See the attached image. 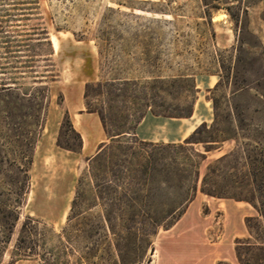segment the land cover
Instances as JSON below:
<instances>
[{
  "label": "trees",
  "instance_id": "1",
  "mask_svg": "<svg viewBox=\"0 0 264 264\" xmlns=\"http://www.w3.org/2000/svg\"><path fill=\"white\" fill-rule=\"evenodd\" d=\"M166 1L125 0L118 5L130 12L108 7L102 15L95 34L99 80L86 83L84 102L109 142L86 159L61 230L27 216L9 264H152L160 231L182 219L199 184L205 196L256 211L244 219L247 236L235 239L234 252L238 264H264V43L251 31L246 0H195L192 8ZM220 12L235 33L226 50L217 44ZM55 55L42 0H0V264L30 193L51 85L60 78ZM201 75L218 77L208 91L212 123L179 144L139 139L136 129L148 113L193 116ZM226 142L234 148L201 179L209 154ZM56 144L75 154L83 148L68 111Z\"/></svg>",
  "mask_w": 264,
  "mask_h": 264
},
{
  "label": "rangeland",
  "instance_id": "2",
  "mask_svg": "<svg viewBox=\"0 0 264 264\" xmlns=\"http://www.w3.org/2000/svg\"><path fill=\"white\" fill-rule=\"evenodd\" d=\"M121 1L125 0H42L43 12L51 32V38L54 36L58 39V48L55 49V61L60 71V78L51 85L50 107L46 130L43 133L45 143L44 146H41L40 143V148L36 152L31 170L30 193L26 203L21 208V219L16 226L12 243L2 264H9L12 247L27 216L42 219L57 231H60L65 225L74 197L77 179L86 167V159L57 146L59 128L66 108L69 106L76 107L82 101L84 83L91 79L95 80L100 75L99 56L95 42L96 30L102 15L108 7L121 8V10L127 12L131 11L127 7L119 6L118 3ZM153 1L167 3L166 0ZM194 2L195 0H175L171 4V8H178L182 4H187L188 8H192L195 6ZM246 4L249 6L251 31L264 43V20L262 19L264 16V0H246ZM146 7L151 6L146 5ZM136 13L151 17L147 13L139 11H136ZM189 20L192 22L191 19ZM214 22L217 23L218 47L222 50L231 48L235 41V33L229 16L224 12H220L215 16ZM53 23L65 28L66 31L57 33ZM80 38L83 41H79ZM197 48V46H194L192 50L194 54H198ZM204 62L208 64V60H204ZM197 79V86L202 85L198 93L197 115L210 114L212 112V102H209L211 94L208 92V87L215 81L218 82V77L211 79L208 75H201ZM61 97L64 99L62 104ZM43 135L40 137V141ZM216 157L217 154L214 152L209 154L207 161L203 163L200 169L201 179L204 177L208 165ZM198 192L200 196L196 197L182 219L168 233L160 231L156 238L155 248L159 250L161 247L163 255L168 247L179 248L180 245L186 243L198 248L206 261L212 259L217 252L224 255L233 252L234 242L232 248L230 237L232 231L238 227L240 211L236 208H230L229 213L232 218L229 229L223 237L221 247L215 248L210 244L209 239L215 242L217 241L216 235L221 233L222 223L219 219L221 213L219 211L214 212L216 216L213 229L209 234H206L205 228L209 222L205 219V216L210 214L211 211L209 205L203 203L204 195L200 191V184ZM152 260H154V255ZM17 264L35 263L21 261Z\"/></svg>",
  "mask_w": 264,
  "mask_h": 264
},
{
  "label": "crops",
  "instance_id": "3",
  "mask_svg": "<svg viewBox=\"0 0 264 264\" xmlns=\"http://www.w3.org/2000/svg\"><path fill=\"white\" fill-rule=\"evenodd\" d=\"M210 78L213 79L217 77L210 76ZM98 80H99V76L95 80L91 79L85 82L84 85H86V83L95 82ZM216 83L217 81H215L212 85H209L208 90L212 89L216 85ZM201 87L202 85H198L199 90L201 89ZM196 106H197V102L195 105L193 116L186 119L156 117L151 113H148L136 129L137 137L143 141L153 142V143H164V144L183 143L202 123L211 124L214 119L213 105H212V112L210 114L207 113L205 115L202 114L197 115ZM66 111H68L70 114L74 128L76 129L77 132L81 134L83 138V148L81 150V153L78 154L79 157L85 159L93 157L97 153L99 147L102 144L109 142V139L104 131V128L101 124L99 117L96 114H91L86 111L85 102H84V93H83L82 101L79 102V104H77L76 107H70V106L67 107L65 112ZM40 143L41 146H44L45 143L44 135L42 137V140L41 141L39 140L37 144L36 152H38V149L40 148L39 145ZM233 148H234L233 142L224 143V145L220 150L214 152L217 154L216 159L230 152ZM198 195L199 192L197 196ZM205 197L208 196L205 195L203 196V203H207L211 211L210 214H207L205 216V219H207L209 222L207 227L205 228L206 234H209L213 229L215 216H216L214 212L219 211L221 213L219 214V219L221 220L222 223L221 233L219 235L218 234L216 235L217 241L212 242L209 239L210 244L213 245L215 248L221 247L223 237L229 229V225L231 223V218H232L231 214L229 213L230 208H236L240 211L238 217L239 219L238 227L232 231L230 237L232 242L231 246L233 248V242L235 241V239L238 237L245 236L247 234L244 225V219L247 216H253L254 214H256V211L249 204L243 202H236L228 199H216L211 197L208 198ZM166 232L168 233V231ZM219 261H227L231 264H235L236 262V264H238L235 256L234 248H233V252L228 255H224L220 252H217L216 255L212 257V259L206 261L203 258L200 250L189 243L182 244L179 246V248L170 246L165 250L164 255L160 247L159 250L155 248L153 264H217Z\"/></svg>",
  "mask_w": 264,
  "mask_h": 264
},
{
  "label": "bare ground",
  "instance_id": "4",
  "mask_svg": "<svg viewBox=\"0 0 264 264\" xmlns=\"http://www.w3.org/2000/svg\"><path fill=\"white\" fill-rule=\"evenodd\" d=\"M52 40H53V42H54V46H55V48L57 49L58 48V39H56V37H52Z\"/></svg>",
  "mask_w": 264,
  "mask_h": 264
}]
</instances>
